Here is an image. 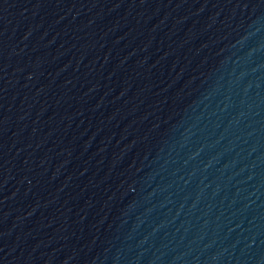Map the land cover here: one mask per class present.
I'll return each instance as SVG.
<instances>
[{"label": "water", "instance_id": "obj_1", "mask_svg": "<svg viewBox=\"0 0 264 264\" xmlns=\"http://www.w3.org/2000/svg\"><path fill=\"white\" fill-rule=\"evenodd\" d=\"M0 264H264V0H0Z\"/></svg>", "mask_w": 264, "mask_h": 264}]
</instances>
